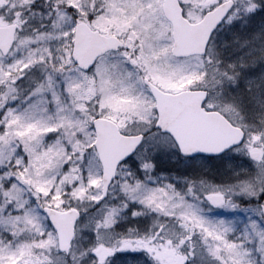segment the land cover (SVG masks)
I'll return each mask as SVG.
<instances>
[{"label":"snow or ice","instance_id":"6c2138e0","mask_svg":"<svg viewBox=\"0 0 264 264\" xmlns=\"http://www.w3.org/2000/svg\"><path fill=\"white\" fill-rule=\"evenodd\" d=\"M0 264H264V0H0Z\"/></svg>","mask_w":264,"mask_h":264}]
</instances>
